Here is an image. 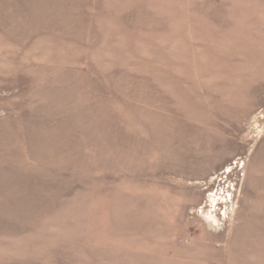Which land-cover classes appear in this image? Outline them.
Instances as JSON below:
<instances>
[{"label": "rangeland", "instance_id": "374dc122", "mask_svg": "<svg viewBox=\"0 0 264 264\" xmlns=\"http://www.w3.org/2000/svg\"><path fill=\"white\" fill-rule=\"evenodd\" d=\"M0 264H264V0H0Z\"/></svg>", "mask_w": 264, "mask_h": 264}]
</instances>
